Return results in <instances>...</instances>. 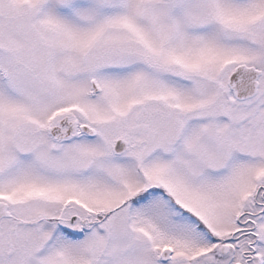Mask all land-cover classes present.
I'll list each match as a JSON object with an SVG mask.
<instances>
[{"label": "snow or ice", "instance_id": "snow-or-ice-1", "mask_svg": "<svg viewBox=\"0 0 264 264\" xmlns=\"http://www.w3.org/2000/svg\"><path fill=\"white\" fill-rule=\"evenodd\" d=\"M0 264H264V0H0Z\"/></svg>", "mask_w": 264, "mask_h": 264}]
</instances>
